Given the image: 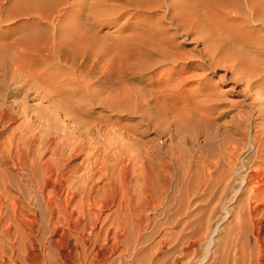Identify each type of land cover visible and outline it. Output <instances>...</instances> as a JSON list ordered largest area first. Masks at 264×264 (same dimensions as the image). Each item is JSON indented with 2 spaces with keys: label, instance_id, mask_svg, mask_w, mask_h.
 Instances as JSON below:
<instances>
[{
  "label": "rangeland",
  "instance_id": "obj_1",
  "mask_svg": "<svg viewBox=\"0 0 264 264\" xmlns=\"http://www.w3.org/2000/svg\"><path fill=\"white\" fill-rule=\"evenodd\" d=\"M87 1L0 0V264H264L247 177L264 170V21L233 72L199 34L94 26ZM178 75L189 109L158 99Z\"/></svg>",
  "mask_w": 264,
  "mask_h": 264
},
{
  "label": "bare ground",
  "instance_id": "obj_2",
  "mask_svg": "<svg viewBox=\"0 0 264 264\" xmlns=\"http://www.w3.org/2000/svg\"><path fill=\"white\" fill-rule=\"evenodd\" d=\"M108 1L109 0H92L89 3L88 1L85 3L89 16L92 19V25H116L121 30L130 29L132 32L136 30V26L139 25L142 33L133 34V37L131 38L142 40L145 43L148 41L150 42L149 44H151V42L166 44H169L170 42L173 43L174 38H176L175 33H181L182 31H186L191 36L199 34L198 38H201L200 41L209 46V53L207 52V54L209 55L210 60L215 61V64L227 59H233L232 62L234 61V58L238 59L236 66L232 68L234 70H232L233 72L243 69L246 65L243 59V61L239 60V57H241V54L239 53L240 49L235 43L240 41L245 42L249 39V27L252 26L248 22V18H250L249 15H255L258 20H261V23L264 21L263 0H243L246 3L247 8H244L245 3L243 4L242 0H112L113 5H109ZM80 2L81 0H74V7L77 8L79 6L78 3ZM162 5L166 7V12L161 10ZM245 9L250 10V12H253L254 14L248 13ZM240 15L241 17L243 16L241 19L238 18ZM255 17L253 19H255ZM136 18L141 19L142 22L139 23ZM258 20H256V22H258ZM169 26L173 27L172 30H175L174 33L170 31ZM143 28H145V30ZM219 30L223 31V33L225 32V34L219 35ZM169 31L171 34H169ZM220 34L222 33L220 32ZM125 50L127 52L125 55L127 58L133 56L129 54V48L126 47ZM175 54L176 56L179 55L178 57L182 56L179 52H175ZM213 63L211 62V65ZM247 68L252 67L249 66ZM180 70L182 69L179 68L178 72H180ZM252 73H254L252 75L254 77L263 72L260 68L254 67ZM192 76L194 75L192 74ZM177 77H179L178 82L176 81L177 83L172 86V90L169 89L165 93L162 92V94H159L158 99L162 105L166 107H175L176 109L179 108L181 110L189 109V107H191L190 103L192 102L189 96L190 91L185 88L186 78H183V76L181 77L180 75ZM259 83L258 88L261 91H264V81L262 80ZM200 91L204 93V96L205 94L208 96H216L214 85L208 87L203 86ZM183 101H186L187 103L184 104ZM195 101L194 103H196ZM261 142L262 145L259 144V146L261 145V150H259L261 153L260 156L257 155V158L264 159V140ZM249 168L251 172L247 177H250V181L252 179L256 187L264 184L262 181L264 175L260 174L263 173L264 170H261L258 165ZM259 188L261 189V187ZM9 257L14 262L16 261L17 257L15 255Z\"/></svg>",
  "mask_w": 264,
  "mask_h": 264
}]
</instances>
